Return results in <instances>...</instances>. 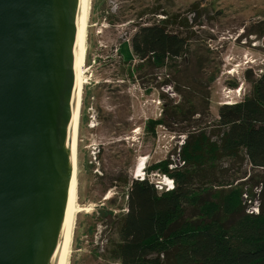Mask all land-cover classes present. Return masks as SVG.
<instances>
[{"label": "rangeland", "instance_id": "obj_1", "mask_svg": "<svg viewBox=\"0 0 264 264\" xmlns=\"http://www.w3.org/2000/svg\"><path fill=\"white\" fill-rule=\"evenodd\" d=\"M161 11L177 15L167 29L186 36L187 56L175 68L122 62L118 45L135 25L162 18ZM87 19L75 152V204L83 211L75 215L68 264H116L106 250L126 207V181L140 179L133 173L141 171L151 181L162 178L146 167L181 164L182 140L199 128L215 135L218 106L248 94L264 60V0H90ZM159 117L164 123L145 128ZM220 167L251 173L239 161Z\"/></svg>", "mask_w": 264, "mask_h": 264}, {"label": "trees", "instance_id": "obj_2", "mask_svg": "<svg viewBox=\"0 0 264 264\" xmlns=\"http://www.w3.org/2000/svg\"><path fill=\"white\" fill-rule=\"evenodd\" d=\"M161 12L156 22L135 25L118 45L122 62L136 61L137 66L151 61L157 67L175 68L187 56L186 36L167 29L177 15ZM215 77L214 73L208 80ZM182 101L192 108L187 97ZM170 110L175 114L180 107L174 103ZM159 123H164L162 117L147 119L145 128L152 130ZM216 126L215 135L199 128L182 140L177 153L181 164L169 167L163 160L146 167L147 172L158 169L169 176L171 189L157 191L147 178L126 181V207L116 219L108 260L264 264V60L248 94L218 106ZM223 161L245 163L251 173L233 175L221 169Z\"/></svg>", "mask_w": 264, "mask_h": 264}, {"label": "water", "instance_id": "obj_3", "mask_svg": "<svg viewBox=\"0 0 264 264\" xmlns=\"http://www.w3.org/2000/svg\"><path fill=\"white\" fill-rule=\"evenodd\" d=\"M82 5L0 0V264L62 262Z\"/></svg>", "mask_w": 264, "mask_h": 264}, {"label": "bare ground", "instance_id": "obj_4", "mask_svg": "<svg viewBox=\"0 0 264 264\" xmlns=\"http://www.w3.org/2000/svg\"><path fill=\"white\" fill-rule=\"evenodd\" d=\"M90 0H83L82 10H81V22H80V40L79 48L77 54V67L74 75V107H73V117L71 121V133H70V176H71V194L70 202L68 207L65 231H64V252L62 256L61 264H68L69 257L71 252V243L73 237V225L75 215L83 209L77 208L76 206V138H77V129H78V117H79V108H80V98L81 97V88L85 80L83 79V61L86 51L85 39H86V25H87V15L89 9ZM83 89V88H82Z\"/></svg>", "mask_w": 264, "mask_h": 264}, {"label": "built area", "instance_id": "obj_5", "mask_svg": "<svg viewBox=\"0 0 264 264\" xmlns=\"http://www.w3.org/2000/svg\"><path fill=\"white\" fill-rule=\"evenodd\" d=\"M231 69V67L228 69V70H230ZM152 174H154V175H158V173H152ZM133 176L134 177H138V178H140V179H142L143 178V176H144V174H143V172L141 171V174H137V175H135L134 173H133ZM159 177V176H158ZM150 182H152L153 183V186L156 188V190L157 191H162V190H168V189H171L172 188V186H173V181H172V179L171 178H169L168 176H166V175H162V178L161 177H159L156 181L155 180H150V175H148V178H147Z\"/></svg>", "mask_w": 264, "mask_h": 264}, {"label": "clouds", "instance_id": "obj_6", "mask_svg": "<svg viewBox=\"0 0 264 264\" xmlns=\"http://www.w3.org/2000/svg\"><path fill=\"white\" fill-rule=\"evenodd\" d=\"M236 38H237V36H236L234 39H236ZM248 65H250V64H248ZM248 65H247V66H248Z\"/></svg>", "mask_w": 264, "mask_h": 264}]
</instances>
